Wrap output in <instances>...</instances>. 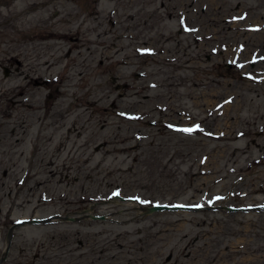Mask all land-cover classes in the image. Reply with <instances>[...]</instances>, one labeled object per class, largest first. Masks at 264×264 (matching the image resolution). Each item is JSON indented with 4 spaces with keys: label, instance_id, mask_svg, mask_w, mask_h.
<instances>
[{
    "label": "rangeland",
    "instance_id": "rangeland-1",
    "mask_svg": "<svg viewBox=\"0 0 264 264\" xmlns=\"http://www.w3.org/2000/svg\"><path fill=\"white\" fill-rule=\"evenodd\" d=\"M0 264H264V0H0Z\"/></svg>",
    "mask_w": 264,
    "mask_h": 264
},
{
    "label": "water",
    "instance_id": "water-1",
    "mask_svg": "<svg viewBox=\"0 0 264 264\" xmlns=\"http://www.w3.org/2000/svg\"><path fill=\"white\" fill-rule=\"evenodd\" d=\"M140 209L142 210V212L144 214L146 213H155L157 211H167V210H170V211H178V210H186L187 208L186 207H183L181 205H169V204H159V203H156L155 205H152V206H146V207H140ZM232 209V208H231ZM87 217H90L91 219H102L103 218H106V216H102V215H91V214H87L86 215ZM69 219L70 221L71 220H75L76 218L75 217H71V218H67ZM41 221V219H32V220H29V222L31 223H39ZM29 222H26V223H29Z\"/></svg>",
    "mask_w": 264,
    "mask_h": 264
},
{
    "label": "snow or ice",
    "instance_id": "snow-or-ice-1",
    "mask_svg": "<svg viewBox=\"0 0 264 264\" xmlns=\"http://www.w3.org/2000/svg\"><path fill=\"white\" fill-rule=\"evenodd\" d=\"M184 131H189L190 132V131H192V129H185Z\"/></svg>",
    "mask_w": 264,
    "mask_h": 264
},
{
    "label": "bare ground",
    "instance_id": "bare-ground-1",
    "mask_svg": "<svg viewBox=\"0 0 264 264\" xmlns=\"http://www.w3.org/2000/svg\"><path fill=\"white\" fill-rule=\"evenodd\" d=\"M216 99H214V101H215ZM217 102V101H216ZM216 102L214 103L215 105H216ZM231 104H228L227 106H230Z\"/></svg>",
    "mask_w": 264,
    "mask_h": 264
}]
</instances>
